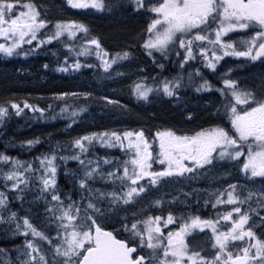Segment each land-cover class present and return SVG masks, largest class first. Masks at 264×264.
Here are the masks:
<instances>
[{
    "label": "snow or ice",
    "instance_id": "6c2138e0",
    "mask_svg": "<svg viewBox=\"0 0 264 264\" xmlns=\"http://www.w3.org/2000/svg\"><path fill=\"white\" fill-rule=\"evenodd\" d=\"M66 5H91L108 13L131 6L133 11L145 12L139 39L162 71L139 75L146 68L132 65L134 46L110 52L89 25L49 19L51 9L33 0H0V54L27 58L50 52L55 61H45L41 68L81 75L91 70L97 87L135 76L130 84L109 91L126 88L142 102L168 97L184 106L188 118L194 114L187 110L189 97L184 91L214 89L218 99L202 103L211 109L210 121L218 123L207 122L189 131L158 124H119L66 140L55 139L52 132L17 140L5 134L13 116L45 122L63 118V130L71 132L73 125L89 119L90 103L123 114L131 108L110 95L98 97L87 90L50 92L47 99L59 103L45 106L31 103L30 93L28 98L0 99L4 144L0 235L23 234L22 243L0 246L3 264H264V0H66ZM53 42L67 54L61 57L57 48L50 47ZM225 57L245 59L229 62ZM169 59L175 65L172 70L167 68ZM254 61L261 65L258 72L237 75ZM205 70L219 83L210 82ZM41 143L47 149L27 159L7 152L14 147L31 150ZM96 145L120 149L121 155L100 156ZM69 160L76 161L77 167L69 168ZM224 162L228 168L222 167ZM61 164L75 192L58 183ZM233 171L242 173L247 182L232 178ZM202 177L220 184L187 191L178 187L176 195L165 192L169 183ZM98 182L103 186L97 187ZM12 201H19L24 215ZM192 202L227 210L201 217L199 208L192 211ZM176 205L184 210H175ZM31 206L38 208L39 226ZM113 217L123 233L102 226L105 218ZM206 228L210 234H204V241L197 240L196 230ZM122 234L128 238H119Z\"/></svg>",
    "mask_w": 264,
    "mask_h": 264
},
{
    "label": "trees",
    "instance_id": "16d2710c",
    "mask_svg": "<svg viewBox=\"0 0 264 264\" xmlns=\"http://www.w3.org/2000/svg\"><path fill=\"white\" fill-rule=\"evenodd\" d=\"M124 10V11H123ZM128 12L131 18L137 17L138 12L133 11L131 8H124L121 11L115 12V14L123 15ZM133 11V12H131ZM123 22H117L118 29L124 26L123 29H127L130 27V31L138 28L137 23L125 24ZM115 28V27H114ZM114 29L110 31V35L113 37L121 38L125 37L124 33H128L129 31L123 30V33H120V30H117V33L113 32ZM108 31V29H107ZM115 31V30H114ZM119 32V33H118ZM50 47L57 48L60 51L61 57L64 54H67V49L60 48L56 43L50 44ZM56 57L53 56L50 52H40L35 55L25 57H8L5 58L2 54H0V99L2 98H28L27 94H32L31 103L39 104L40 106H45L49 103H59V101H53L51 99H47V95L50 92H58V91H76V90H88L92 86L96 85V81L91 79V70H84L83 75L79 72H55L52 68L43 69L41 68V64L45 61H48L52 64L55 61ZM17 68H23L27 71L17 72ZM168 70H172L175 68V65L170 64L167 66ZM168 71H164V75H167ZM116 80H113L114 82ZM107 82H104L105 84ZM15 94V97H13ZM39 95L44 96L45 98L41 99L38 97ZM128 102L137 107L138 111H135L132 119L136 121H131L130 123H139L137 120L146 122L149 125L158 124L160 126H168V127H176L179 124L188 125L187 123L191 121V123L196 120L202 121L203 119L209 118L210 114L206 116L203 107L193 106L192 101H186L188 111H192L195 115L193 120H189L186 115L184 106L176 105L171 102L170 98L167 97H159L151 100V102H142L139 104L135 103L131 98ZM75 103V101L73 102ZM89 111L100 112L102 113L101 108L97 109L91 105L88 106ZM27 111V110H26ZM185 118V120H184ZM66 121L63 118L54 120V121H33L27 120L25 117L13 116L9 121L7 129L5 130L6 135H11L17 138V140H22L26 138H31L34 136H39L44 133L52 132L54 134L55 139L57 140H66L69 136H75L78 133L93 131L98 127H104V121L100 119L96 122V125L93 126L92 123L86 121L82 124L73 125V129L71 132H66L63 130V125ZM95 127V128H93ZM48 145L45 143H41L37 145L35 148L31 149L35 154L39 153L42 149H47ZM4 149L3 139L0 138V150ZM22 149L20 147H14L7 149L8 154L14 155L19 154ZM22 150L21 152H24ZM97 152L100 155H111L117 156L118 154L115 152H106L104 147L100 146L97 148ZM61 153L63 154V148H61ZM69 168H76V163L69 160L67 162ZM58 183L62 185L63 188L67 190H72L75 192L72 183L69 178L65 175L63 171V164H61L59 171V179ZM96 186L102 187V184H97ZM192 208V207H191ZM193 209V208H192ZM175 210L183 211L179 205L175 206ZM114 229L113 227H109ZM116 230V229H115ZM119 232L118 230H116ZM120 238H126L124 235H120ZM0 245H6L2 243Z\"/></svg>",
    "mask_w": 264,
    "mask_h": 264
},
{
    "label": "rangeland",
    "instance_id": "374dc122",
    "mask_svg": "<svg viewBox=\"0 0 264 264\" xmlns=\"http://www.w3.org/2000/svg\"><path fill=\"white\" fill-rule=\"evenodd\" d=\"M33 2L37 3L38 5H41V4L47 5L51 9V12H50L49 17H48L49 19H60V20L72 19V20L83 21L85 24L90 26L93 34L98 35L100 37L101 43L104 45V47L108 48L110 50V52L119 51V50L123 49L125 46H134L133 50L136 53V59L132 61V65L138 66V65L142 64L146 68L145 71L138 73L139 75L147 76L149 74V72L155 73V72L162 71L161 69L157 68L155 64L152 63L151 58L148 57L147 54L143 51L142 41L139 39V36L141 34V30L145 27L146 20H147V15L145 12L140 11V10H136L135 12H138V16L136 18L135 17L131 18L129 16L128 12H126V11H125L126 14L118 15V14H115V12L114 13H108V12H103L101 10H97V9L91 7V5L88 8H74L71 5H66V0H33ZM127 8H131V6H129ZM131 12H133V11H131ZM118 21L123 22L125 24H130V26H132V24L137 23L138 28H135L133 31L129 30L130 29L129 26L127 29H125V28L123 29V27L124 26L126 27L127 25H122L123 23H121L120 25H122V26H121V28L118 29V27H116L118 25L117 24ZM114 25H116V26H114ZM107 29H108V31H107ZM112 29L115 30V31L113 30L114 33L115 32L117 33V30H120V33H123V30L129 31V32L124 33L126 36L121 37L119 39V38L113 37L112 35L109 34ZM80 35H81V33L78 32L77 36H80ZM143 35L146 36L147 33H143ZM65 36L67 37L66 33H65ZM0 39H2V38H0ZM68 39H72V38H68ZM93 59H97V58L93 57ZM170 62H171V59L168 60L167 66L170 65ZM133 79H135V76H132L130 78H124V79H121L119 81L116 80L114 82H107V83L103 84V86H100V87H97L96 85H94L91 88H89L87 91H94L95 95L98 97L104 96V95H110L115 99L121 100L124 104L129 105V107L131 108V112H128L127 114H123L118 110L104 108V106L101 103H91V105L93 107H95L97 109L101 108L102 113L97 112V111L91 112L88 109L90 116H89V119L87 121L89 123H92L93 126H95L96 122L99 121L100 119H102V121H104V124H105L104 127H109V128H112V127L119 125V124H127L129 127H135V126L139 125L140 122H142V121L137 120L139 123H130L131 121H136V120L132 119V116H133L135 111H138V108L131 105L128 102V100L131 98L137 104H139L140 100H137L134 96H130L128 94V91L126 88L120 89L119 91H115V92L109 91V89L119 88L120 85H128L131 83V81ZM163 97H165V96H163ZM188 101H190V100H188ZM195 103H197V102H195ZM205 108H207V107H205ZM207 110L208 111L204 110L206 116H208L209 114H212V113H210V110L208 108H207ZM210 116H209V118L203 119L202 121L196 120L193 123H191V121H189L187 123L188 125H186V126L179 124L174 128H179V129H182L184 131H189V130L196 129L197 127H205L207 122L218 123V121H210ZM194 118L195 117L189 118V120H193ZM184 120H185V118H184ZM141 124H147V123L143 122ZM93 128H95V127H93ZM98 147H100V145H96V148H95L96 152H97ZM104 150L106 152H115L118 154L117 156L121 155L120 149L106 150L104 148ZM21 151L19 154H14L13 156H18L20 159H27V158H30V157L36 155L31 150H25L24 152H21ZM100 156H106V155H100ZM71 161L75 162L76 167H77V162L74 160H71ZM222 167L228 168L229 163L224 162ZM219 170L220 169L217 168L216 171L219 172ZM242 175H243L242 173L233 171L232 178L241 179L242 182L246 183L247 181H244L242 179ZM222 180L225 183L231 182L230 179H226V178H222ZM210 183H211L212 187H218L220 184V181H216V180L210 181V179L208 177H202V178H199L197 180H188V181L181 180V181H178L175 183H169V184L165 185V192H166V194L176 195L178 187H183L185 189V191H187L190 188H206L209 186ZM97 184H101V183L98 182ZM97 187H99V186H97ZM63 189H65V188H63ZM150 195H156V193H150ZM26 199H27V197H26ZM12 204H13V207H15V208H21L19 201H12ZM31 207H32V211L34 213H37V219L34 222L37 223V225L39 226L40 213L38 212V208L40 210L43 209V207H44L43 202L39 203L38 208H37V206H31ZM179 207H181V209L184 210V206L179 205ZM191 207L193 208L192 211L194 213L199 208L198 214L201 215V217H207L209 215V213H212L216 210H220V211H226L227 210V208L223 207V206H217V209L213 210L211 208L210 204L207 207H201L200 204L195 203V202L191 203ZM253 207H255V205H253ZM130 210L134 211L135 208H132ZM152 214L156 215L157 213L153 212ZM159 214L163 215L164 213H159ZM21 215H24L23 208H21ZM212 218H215L214 215ZM114 220H115V217H113L111 219L105 218L101 222L102 226L106 225L108 227H113L114 229L123 233V230L120 228L119 224L114 223ZM172 226L173 225H168L166 227L171 228ZM196 231L198 233H200L196 237V239L199 241H204L205 240L204 234H210V232H211V230L207 229V228L203 229V230L198 229ZM124 236L126 238H128L126 235H124ZM22 240H23V234H20V235L15 236V237L10 236L7 238H5L3 235H0V244H2V243L6 244V245H0V246H3L5 248H10L11 245H13V244L22 243ZM10 255L13 257L15 256V250L14 249L11 250ZM3 260H4V257L2 254H0V264H3Z\"/></svg>",
    "mask_w": 264,
    "mask_h": 264
},
{
    "label": "flooded vegetation",
    "instance_id": "af4514ba",
    "mask_svg": "<svg viewBox=\"0 0 264 264\" xmlns=\"http://www.w3.org/2000/svg\"><path fill=\"white\" fill-rule=\"evenodd\" d=\"M225 60L229 61V62H243V60L245 58L243 57H225ZM224 61H222L221 63H223ZM170 64H172L170 62ZM252 65H255V67H253ZM252 65H246L243 69H241L237 75L240 77H249L252 73L258 72L261 68V65L258 62H252ZM218 67H220L218 65ZM220 71H224V68L221 67ZM210 70H205V76L206 78L212 82L213 84H217L219 83V81L213 77L212 75L209 74ZM202 93V94H201ZM201 93H195L193 91L192 88H189L187 90L184 91V95H187L189 97L188 100L193 102V106H199V107H203L205 111H208L207 108L204 107V104L202 103L203 100H212V101H216L218 99V93L215 92V90H205L204 92ZM197 102V103H195ZM210 110L211 113V109L208 108ZM211 115V114H210ZM195 117V115L193 116Z\"/></svg>",
    "mask_w": 264,
    "mask_h": 264
}]
</instances>
